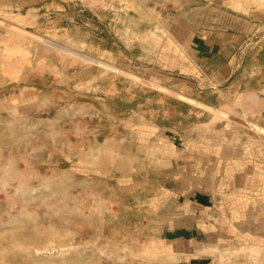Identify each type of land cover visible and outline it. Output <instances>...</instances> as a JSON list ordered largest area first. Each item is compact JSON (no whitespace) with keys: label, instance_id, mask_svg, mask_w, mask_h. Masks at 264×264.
Listing matches in <instances>:
<instances>
[{"label":"rangeland","instance_id":"rangeland-1","mask_svg":"<svg viewBox=\"0 0 264 264\" xmlns=\"http://www.w3.org/2000/svg\"><path fill=\"white\" fill-rule=\"evenodd\" d=\"M200 2L0 0V264L162 256L108 226L131 201L125 177L140 175L132 155L152 139L140 101L190 60L174 16Z\"/></svg>","mask_w":264,"mask_h":264},{"label":"crops","instance_id":"crops-1","mask_svg":"<svg viewBox=\"0 0 264 264\" xmlns=\"http://www.w3.org/2000/svg\"><path fill=\"white\" fill-rule=\"evenodd\" d=\"M246 1L204 0L174 16L188 66L140 101L156 138L132 155L140 175L125 177L131 201L108 227L164 249L149 264H264V0Z\"/></svg>","mask_w":264,"mask_h":264}]
</instances>
